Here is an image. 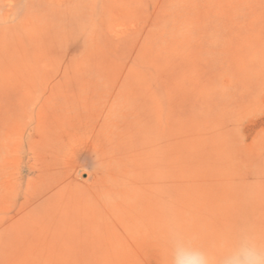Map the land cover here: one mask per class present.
Returning a JSON list of instances; mask_svg holds the SVG:
<instances>
[{
  "label": "rangeland",
  "instance_id": "1",
  "mask_svg": "<svg viewBox=\"0 0 264 264\" xmlns=\"http://www.w3.org/2000/svg\"><path fill=\"white\" fill-rule=\"evenodd\" d=\"M264 239V0H0V264H169Z\"/></svg>",
  "mask_w": 264,
  "mask_h": 264
},
{
  "label": "clouds",
  "instance_id": "2",
  "mask_svg": "<svg viewBox=\"0 0 264 264\" xmlns=\"http://www.w3.org/2000/svg\"><path fill=\"white\" fill-rule=\"evenodd\" d=\"M169 264H264V239L245 232L237 243L226 247L219 256L177 242L168 254Z\"/></svg>",
  "mask_w": 264,
  "mask_h": 264
}]
</instances>
